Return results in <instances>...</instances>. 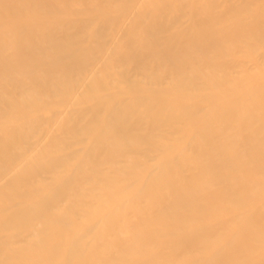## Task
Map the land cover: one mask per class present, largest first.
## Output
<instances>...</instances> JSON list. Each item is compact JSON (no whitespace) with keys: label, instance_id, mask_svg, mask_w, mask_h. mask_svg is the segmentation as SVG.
<instances>
[{"label":"bare ground","instance_id":"1","mask_svg":"<svg viewBox=\"0 0 264 264\" xmlns=\"http://www.w3.org/2000/svg\"><path fill=\"white\" fill-rule=\"evenodd\" d=\"M0 264H264V0H0Z\"/></svg>","mask_w":264,"mask_h":264}]
</instances>
